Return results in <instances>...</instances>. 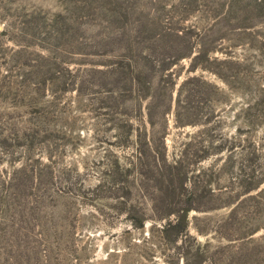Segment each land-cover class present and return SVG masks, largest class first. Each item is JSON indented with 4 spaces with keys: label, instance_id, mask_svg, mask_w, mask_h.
<instances>
[{
    "label": "rangeland",
    "instance_id": "374dc122",
    "mask_svg": "<svg viewBox=\"0 0 264 264\" xmlns=\"http://www.w3.org/2000/svg\"><path fill=\"white\" fill-rule=\"evenodd\" d=\"M0 264H264V0H0Z\"/></svg>",
    "mask_w": 264,
    "mask_h": 264
}]
</instances>
